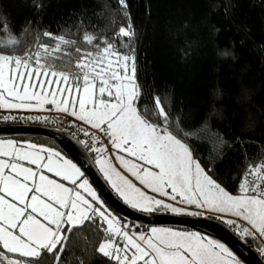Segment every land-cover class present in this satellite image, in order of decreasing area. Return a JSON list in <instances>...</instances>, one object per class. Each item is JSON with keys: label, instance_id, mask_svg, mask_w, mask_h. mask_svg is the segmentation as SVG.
<instances>
[{"label": "snow or ice", "instance_id": "snow-or-ice-1", "mask_svg": "<svg viewBox=\"0 0 264 264\" xmlns=\"http://www.w3.org/2000/svg\"><path fill=\"white\" fill-rule=\"evenodd\" d=\"M118 2L127 8L126 0ZM119 35L133 36L131 25L120 28ZM52 39L58 41L54 48L40 45L34 54H0V109L46 111L51 106L106 136L116 150L119 168L100 136L82 129L100 157L96 161L100 171L133 209L147 213L164 209L189 216L216 212L246 222L247 227L236 220L225 221L236 224L243 237L264 239V163L250 167L238 194H233L169 130L168 113L158 97L155 106L163 123L141 113L134 55L122 54L104 41L95 54H83L75 64L82 75H74L46 64V57L72 43L63 36ZM84 39L92 44L95 37ZM83 176L59 152L35 144L25 149L12 140H0V264H30L51 253H55L54 264H59L68 233L86 224H95L106 234L96 251L113 264H241L223 243L198 233L155 227L147 234L130 233ZM149 191L186 207L166 203ZM192 207L201 211L188 210Z\"/></svg>", "mask_w": 264, "mask_h": 264}, {"label": "trees", "instance_id": "trees-1", "mask_svg": "<svg viewBox=\"0 0 264 264\" xmlns=\"http://www.w3.org/2000/svg\"><path fill=\"white\" fill-rule=\"evenodd\" d=\"M126 3L127 8L118 0H0V54H34L40 45L54 48L58 41L52 37L63 36L72 43L46 57V64L74 75H82L75 64L83 54H95L104 41L134 55L141 113L163 123L158 97L169 130L213 179L238 194L248 169L264 162V0ZM129 24L134 35L120 36ZM87 35L95 37L92 44ZM15 139L65 154L48 139ZM87 150L95 163V153ZM105 235L95 224L73 229L59 264H113L96 251ZM238 237L260 254L259 239ZM54 257L42 254L30 264H54Z\"/></svg>", "mask_w": 264, "mask_h": 264}, {"label": "water", "instance_id": "water-1", "mask_svg": "<svg viewBox=\"0 0 264 264\" xmlns=\"http://www.w3.org/2000/svg\"><path fill=\"white\" fill-rule=\"evenodd\" d=\"M24 137L43 138L56 143L67 157L81 169L106 206L125 223L146 228H174L199 232L223 243L242 264H264V259L254 248L244 243L232 230L215 218L148 214L125 205L113 193L87 148L71 135L42 127L0 128V139Z\"/></svg>", "mask_w": 264, "mask_h": 264}, {"label": "built area", "instance_id": "built-area-1", "mask_svg": "<svg viewBox=\"0 0 264 264\" xmlns=\"http://www.w3.org/2000/svg\"><path fill=\"white\" fill-rule=\"evenodd\" d=\"M9 127H42L61 131L71 135L72 137L80 141L84 146L85 142H88V146L85 147L89 148L98 156V154L92 150L93 145L91 138L83 134L82 129H85L94 135L100 136L102 144L108 149L107 155L109 157H113V151L106 136H104L102 133H98L95 129H91L83 122L78 121L72 116L62 112H55L51 110L21 112L0 109V128ZM95 146L100 147L101 145L96 144ZM128 229L130 233H135L136 235H140L143 233V229L141 226L128 225ZM258 239L262 241L261 238L258 237Z\"/></svg>", "mask_w": 264, "mask_h": 264}, {"label": "rangeland", "instance_id": "rangeland-1", "mask_svg": "<svg viewBox=\"0 0 264 264\" xmlns=\"http://www.w3.org/2000/svg\"><path fill=\"white\" fill-rule=\"evenodd\" d=\"M49 79H54V78L49 77ZM62 86H63V85H62ZM54 87H55V86H53V89H54ZM46 107L51 108V111H55V112H57V111H56L54 108H52L51 106H46ZM19 110H23V109H19ZM25 111H28V110H25ZM73 118H74V117H73ZM0 140H5V141H7V140H12V141H14L18 146L23 147V148H25V149H27V145H29V144H35L38 148H48V149L53 150V148H51V147H49V146L42 145V144H38V143H36V142H32V141H21V140H18V139H0ZM111 148H112V147H111ZM112 151H113V159H112V163H113L114 165H116V166L119 168L118 161H116V160L114 159L115 155L117 154V153H116V150L112 148ZM59 152H60V151H59ZM60 154H61L65 159L69 160V158H68L65 154H63L62 152H60ZM121 155H123V153H121ZM96 157H97V158H95V163H96L97 159L100 158V157H98L97 155H96ZM5 159H6V158H5ZM70 161H71V160H70ZM71 162H72V161H71ZM20 163H24L25 166H28V167H34V166H32V165H28L26 162H23V161H21ZM72 163H73V162H72ZM96 166L98 167V169H99V171H100V165L96 163ZM120 170L123 172V169H120ZM100 173H101L102 176L104 177V175H103V173H102L101 171H100ZM46 174H47V173H46ZM124 174H125L126 176H128V178L131 179L134 183H136L137 186H139V187H143L142 185L139 184V181L135 180L134 177H131L130 174H128V173H126V172H124ZM48 175H50V174H48ZM50 176H51V175H50ZM104 179H105V181L107 182V184L109 185V187L111 188V190L113 191V193L117 196V198H118L119 200H121V202H123L125 205H127V206L130 207V208H132L130 205H128V204H126V203L124 202L123 198H122L121 196H119V194L115 191V189H113V188L111 187L110 182H109L105 177H104ZM89 184H90V182H89ZM90 185H91V184H90ZM91 186H92V185H91ZM92 188L94 189L93 186H92ZM94 190H95V189H94ZM95 191H96V190H95ZM96 193H97V191H96ZM149 194L152 195V196H155L157 199H162V200H164L166 203H171V204H173L174 206H177V207H186L185 205L177 204L175 201H171V200H169L167 197H161V196H159V195L156 194V193H151V192L149 191ZM97 195L99 196L100 200L103 201L102 198L100 197V195H99L98 193H97ZM177 199H179V197H178ZM103 203H104V206L108 209V211H110L113 215H115V214H114V213H113V212H112V211L106 206V204H105L104 201H103ZM132 209H133V208H132ZM134 210H137V209H134ZM188 210H190V211H201V210L195 209L194 207L189 208ZM137 211H139V210H137ZM141 212H142V211H141ZM144 213H147V212H144ZM151 213H152V212H151ZM153 213H157V214L160 213V214H171V215H177V214H174V213H172V212H170V211H168V210H164V209H157L156 211H153ZM177 216H189V215H177ZM189 217H203V218L212 217V218H215L216 220L222 222L224 225L229 226V227H230V228H231V229H232V230H233L238 236H240L241 238H246V237H243V236L240 234V232L238 231V228H237V225H236V224H228V223L225 222V221L228 220V219H232V220H236V221H237V224L247 227L246 222H244V221H242V220H239V219L236 218V217H231V216H227V215L220 214V213H216V212H205L203 215L189 216ZM117 219H118V218H117ZM151 229H152V228H149L147 231H143L142 234L150 233ZM168 229H172V230H174V231H182V232L198 233V234L201 235L202 237H206L207 239H211V240H215V241H217L216 239H214V238H212V237H209V236H207V235L201 234V233H199V232L191 231V230H182V229H174V228H168ZM257 239H258V236H257ZM217 242H219V241H217ZM260 242L262 243V249H259V252H260V255L262 256V258H264V239H262V241H260ZM241 264H242V263H241Z\"/></svg>", "mask_w": 264, "mask_h": 264}, {"label": "crops", "instance_id": "crops-1", "mask_svg": "<svg viewBox=\"0 0 264 264\" xmlns=\"http://www.w3.org/2000/svg\"><path fill=\"white\" fill-rule=\"evenodd\" d=\"M7 110H12V111H21V112H36V110H28V111H25V110H19V109H7ZM53 151H56V152H59V150H57V149H55V148H53ZM60 153V152H59ZM96 155V154H95ZM67 156V155H66ZM97 158V157H96ZM70 160V159H69ZM73 162V161H72ZM74 163V162H73ZM75 164V163H74ZM77 166V165H76ZM78 167V166H77ZM79 168V167H78ZM98 168V167H97ZM51 175V174H50ZM104 178V177H103ZM83 179H87L86 177H85V175L83 176ZM88 180V179H87ZM89 181V180H88ZM64 183H66L67 184V182H64ZM91 184V183H90ZM68 186H71V185H68ZM114 213V212H113ZM114 216H117L116 214L114 215ZM118 220H119V218H118ZM120 221V220H119ZM120 223H121V225H124V224H127V223H123V222H121L120 221ZM127 226H128V224H127ZM6 255H9L11 258H16V259H20L19 257H15V256H12V254H8V253H5Z\"/></svg>", "mask_w": 264, "mask_h": 264}, {"label": "flooded vegetation", "instance_id": "flooded-vegetation-1", "mask_svg": "<svg viewBox=\"0 0 264 264\" xmlns=\"http://www.w3.org/2000/svg\"><path fill=\"white\" fill-rule=\"evenodd\" d=\"M148 214H154V213H148ZM200 218H203V217H200ZM129 225V224H128Z\"/></svg>", "mask_w": 264, "mask_h": 264}]
</instances>
